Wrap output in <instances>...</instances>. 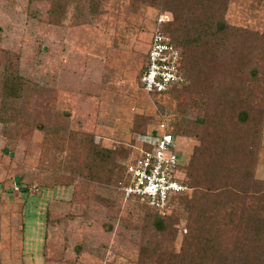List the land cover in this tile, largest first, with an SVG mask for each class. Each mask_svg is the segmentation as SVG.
Instances as JSON below:
<instances>
[{"label": "rangeland", "instance_id": "rangeland-1", "mask_svg": "<svg viewBox=\"0 0 264 264\" xmlns=\"http://www.w3.org/2000/svg\"><path fill=\"white\" fill-rule=\"evenodd\" d=\"M53 1L0 0V99L6 74L24 80L15 123L0 122V264H136L139 246L154 237L148 224L140 228L149 209L125 199L119 183L90 178L88 138L129 149L117 158L125 165L141 115L151 118L146 133L165 121L179 159H189L196 118L173 90L185 83L183 70L164 92L147 93L140 80L153 32L171 13L146 4L133 11L128 0H101L94 11L88 0H66L54 16ZM227 2V23L264 31V0ZM254 175L264 179V152ZM167 213L178 219V249L187 214L178 201Z\"/></svg>", "mask_w": 264, "mask_h": 264}, {"label": "trees", "instance_id": "trees-1", "mask_svg": "<svg viewBox=\"0 0 264 264\" xmlns=\"http://www.w3.org/2000/svg\"><path fill=\"white\" fill-rule=\"evenodd\" d=\"M100 1L88 0L89 9H98ZM227 1L128 0L133 11L142 4L170 11L160 30L180 53L178 68L185 83L179 88L174 85L180 81L173 83L164 91L174 86L179 99L186 97L192 104L199 140L179 165L191 193L174 200L187 214L178 249L177 216L141 203L149 210L140 228L148 224L154 237L139 246L136 264H264V179L254 175L264 122V31L227 23ZM65 2L53 1L54 16L62 13ZM23 83L17 71L4 76V125L15 123ZM150 119L134 115L133 132L146 133ZM179 128L183 134L188 130ZM88 141L90 178L124 181L125 165L117 158H128L130 150L103 147L91 136Z\"/></svg>", "mask_w": 264, "mask_h": 264}, {"label": "built area", "instance_id": "built-area-1", "mask_svg": "<svg viewBox=\"0 0 264 264\" xmlns=\"http://www.w3.org/2000/svg\"><path fill=\"white\" fill-rule=\"evenodd\" d=\"M158 28L148 53V63L141 74V85L147 93L164 91L182 80L176 49ZM136 153L125 163V178L118 188L125 199L146 203L160 214L167 213L174 200L189 188L179 167L177 142L165 121L140 136Z\"/></svg>", "mask_w": 264, "mask_h": 264}, {"label": "crops", "instance_id": "crops-1", "mask_svg": "<svg viewBox=\"0 0 264 264\" xmlns=\"http://www.w3.org/2000/svg\"><path fill=\"white\" fill-rule=\"evenodd\" d=\"M264 152V128H263V138H262V146H261V150L259 151V155L261 157V154ZM259 167V164H258Z\"/></svg>", "mask_w": 264, "mask_h": 264}]
</instances>
